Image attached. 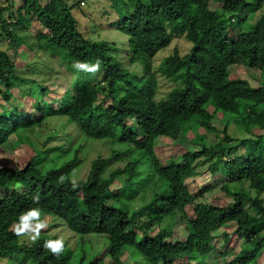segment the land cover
<instances>
[{"label": "trees", "instance_id": "trees-1", "mask_svg": "<svg viewBox=\"0 0 264 264\" xmlns=\"http://www.w3.org/2000/svg\"><path fill=\"white\" fill-rule=\"evenodd\" d=\"M46 1L22 0L19 9L40 26L29 50L56 56L57 66L50 62L39 71L43 79L34 71L23 75L27 61L0 50V149L12 147L10 157L0 160V256L22 252L31 264H79L72 257L74 246L62 243L53 253L45 242L55 237L38 233L33 239L44 217L53 215L72 232L107 243L103 255L87 264H104L107 258V264H259L264 256V82L229 80L228 68L240 64L263 75L264 13L250 29L246 21L264 0H101L104 5L92 15L84 12L80 28L89 29L92 21L101 28L110 17L117 19L113 26L148 62L171 44L177 30L185 34L187 52L153 67L171 83L158 99L151 64L140 75L126 72L111 55L112 42L93 40L78 29L72 9L84 0H48L42 6ZM5 2L0 39L17 52L22 45L14 35L17 16L9 11L11 0ZM51 4L58 6L54 14ZM97 59L94 71L74 67L76 61ZM52 81L54 88L47 86ZM48 119H61L65 143L35 148L28 132ZM231 122L247 133L233 144L227 131ZM50 132L45 143L57 134ZM180 136L186 139V146L176 144L174 155L180 158H158V142L177 143ZM98 144L104 149L96 150L80 179H73L80 176L88 149ZM24 146L31 155L18 163ZM237 147L244 154L229 158ZM55 150L67 158L58 162L54 155L46 161ZM204 164L210 174L225 176L215 186L223 201L204 200L215 187L193 185ZM244 183L254 196L240 186ZM139 194L142 203L135 206ZM31 209L39 215L20 231V217ZM174 224L186 227L187 236L179 239ZM24 234L29 242L19 241ZM230 243L239 248L228 251ZM215 249L218 260L210 259Z\"/></svg>", "mask_w": 264, "mask_h": 264}, {"label": "rangeland", "instance_id": "rangeland-1", "mask_svg": "<svg viewBox=\"0 0 264 264\" xmlns=\"http://www.w3.org/2000/svg\"><path fill=\"white\" fill-rule=\"evenodd\" d=\"M73 0H67L68 3H71ZM82 2H84V5H82ZM98 2V4H97ZM5 0H0V6L5 5ZM12 3V8H10L9 11H14L16 13L17 18L14 21V35L18 41L22 43L21 47L17 52H14V49H9V44L6 40L0 39V50H7L8 49V54L13 57L18 58L19 61H27V67L20 69V72H24L23 75L26 72H32L34 71V75L38 78L43 79L38 75V72H43L45 69L48 68V63H53L55 66H57V60L56 56H52L50 54H46L45 52L42 53H34L36 50H29V46H32L31 48L34 47V43L36 40L35 38L32 37L34 34V29H39V23H35V21L26 19V15L22 13V10L19 9V7L22 4V0H11ZM48 3V0L42 4V6L46 5ZM104 4H102L101 0H84L80 1V6L82 7H74L72 9V14L77 20L78 23V29L83 31L84 34L89 36L91 39L99 41V40H105L108 42H112L115 47V50L112 51L111 55L115 58V61H118L119 64L125 69L126 72L129 73H135L137 75H140L141 73L144 72V67L145 64H151V71L154 73L152 74L150 72V79L152 77H155L157 79V88H156V98H161L170 88H171V83L168 79L163 77V75L160 72H155L154 68L156 65L160 64L161 61L165 62L166 59L172 55L173 53L175 54L176 52L179 54H184L188 50V42L185 40V34H181V31L177 30V32L174 33V37L172 36V42L171 44L164 50H161L157 53L156 57L151 58L149 62L147 61V58L144 55H140L137 53H134L132 50V47L129 44V37L121 34L113 24L117 21V19H112L111 17L106 23V25H103L101 28L97 26V24L92 21L90 26L88 27L89 29L84 30L80 27H83V22L85 21L83 13L86 12V14H93L96 12L98 9H100ZM58 6H55V4L50 5V10L54 14L55 11H57ZM8 11H5L3 14L6 17L8 15ZM264 13V5L257 11L253 12V16L247 19L246 24L247 28H252L257 21V19L260 18L261 14ZM51 14V15H53ZM93 18L97 19L98 15L97 13L92 16ZM30 20V21H29ZM28 21L30 23H28ZM28 28V29H27ZM169 28V27H168ZM170 29V28H169ZM239 30V29H237ZM37 43V41H36ZM178 49V50H177ZM136 61V62H132ZM15 71H19V67L17 66ZM261 72L257 70L250 69L248 67H245V65H233L228 68V79L233 80V79H241L247 81L250 85L257 86L260 84L261 81L264 82V70H263V75H260ZM30 75V74H29ZM28 75V76H29ZM261 76V77H260ZM72 83H76V81H72ZM135 83L131 86H134ZM50 88L55 87V82H49L47 84ZM117 94H120V92H117ZM220 116V114H219ZM53 118V117H52ZM67 126V124H66ZM186 129V128H185ZM50 131H56L57 134L55 138L48 143H45L46 138L51 134ZM228 133L229 135L233 138V143H237L238 139L244 138L247 136V133L244 131L242 126H239L237 124H234L233 122L230 123L228 126ZM28 137L29 140L33 143V147L39 148V149H44L45 147H54L59 148L58 146L61 143H65V137L64 133L62 131V124H61V119H48L46 122L43 124H39L33 131L28 132ZM208 139L212 141L214 134H209ZM15 137H10V141H14ZM186 139L180 136L178 138L177 143H173L171 140L164 139L158 142V147L156 148V154L158 158L164 161H171V160H178L180 156L174 155L176 154V144H180L182 146H186L185 143ZM66 147V144H64V148ZM196 148V147H195ZM198 148V147H197ZM104 149L101 147L99 144L94 145V147H91L88 149L86 152V159L85 162H82L79 166V175L80 176H72L73 179H80V177L83 176V171L87 169L89 162L92 158H94L96 154V150ZM23 153L20 152L16 158L18 163H22L27 159L28 156L31 155V150L30 148L24 146L23 147ZM103 151V150H102ZM12 153V147L9 146L8 149H0V160L2 157L9 158L11 153ZM54 152V153H53ZM49 156H45L46 161H50L52 156H58L57 161L61 162L62 158L66 157V155L62 152L58 151H53ZM58 152V155H57ZM22 153V154H21ZM244 154V148L243 147H237L233 152H231V156L229 158L236 156L237 154ZM107 152H103V156H106ZM67 158V157H66ZM69 158V156H68ZM228 157H224L223 160H227ZM206 164V163H205ZM198 167L199 170V175L194 178L193 185L201 189L207 185H211L212 187H215L216 185H220L221 182H223L225 179V176H220V175H212L210 174L205 168L206 165ZM81 172V173H80ZM19 185V184H18ZM232 188H236L239 185L238 184H232L230 185ZM243 189L248 191V193L251 196L255 195V192L251 189H248V185L246 183L240 185ZM239 186V187H240ZM21 185H19V188ZM148 190V189H147ZM146 190V191H147ZM142 195L139 194L137 196L138 201L135 204V206L140 205L142 202L139 201V199H142ZM223 192L217 189L215 187L213 190L208 191L205 194L204 200L207 202H220L223 201ZM260 198L263 200L264 204V193L261 194ZM250 213H253L251 210H249ZM175 225V224H174ZM178 233L176 236L180 239L183 237L187 236V230L186 227L180 226V225H175ZM37 228H40L41 231L37 233H42L46 235L47 237H55L56 239H60L64 246L66 248L73 249L72 252V257L74 260L79 261V264H87L90 262L91 259H93L95 255L97 259H99L104 252V249L107 247V243L103 242L101 239L96 240L92 235L85 236L83 237L80 234H76L69 230L63 221H61L58 217H55L53 215H46L43 219V224L41 226H37ZM233 229V226L230 228ZM34 236H36V234ZM264 233V230L263 232ZM176 236H174V239L179 240ZM180 236V237H179ZM30 236L28 235H22L19 239L20 242L25 241L29 242ZM100 238V237H99ZM77 242L78 245L76 244ZM228 251H236L239 248L238 244H228L225 246ZM216 249L211 253L210 259L214 258L218 260V255L216 254ZM232 251V252H233ZM84 256L82 259L81 256ZM23 253L22 252H13L10 253V255L6 257L0 256V264H31L29 260L23 261ZM133 259H139L138 255H134ZM111 261L107 258L106 261H104V264H107ZM259 264H264V256L260 258ZM45 264V263H42ZM129 264H134L130 262Z\"/></svg>", "mask_w": 264, "mask_h": 264}, {"label": "clouds", "instance_id": "clouds-1", "mask_svg": "<svg viewBox=\"0 0 264 264\" xmlns=\"http://www.w3.org/2000/svg\"><path fill=\"white\" fill-rule=\"evenodd\" d=\"M99 65H100V61L98 59L96 60L95 63L92 64L83 61L74 62V67L89 71H94ZM38 215H39V211L37 209H31L26 214H23L20 217V224H21L20 231H23L25 228L28 227L29 218H36L38 217ZM33 239H35V236H33ZM45 246L48 247L51 252L57 253L62 248V241L60 239L48 240L45 242Z\"/></svg>", "mask_w": 264, "mask_h": 264}]
</instances>
